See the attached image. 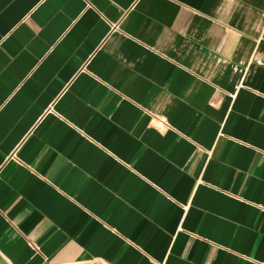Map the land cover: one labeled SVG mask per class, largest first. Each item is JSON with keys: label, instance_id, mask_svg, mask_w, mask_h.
Instances as JSON below:
<instances>
[{"label": "crops", "instance_id": "obj_1", "mask_svg": "<svg viewBox=\"0 0 264 264\" xmlns=\"http://www.w3.org/2000/svg\"><path fill=\"white\" fill-rule=\"evenodd\" d=\"M264 262V0H0V264Z\"/></svg>", "mask_w": 264, "mask_h": 264}, {"label": "built area", "instance_id": "obj_2", "mask_svg": "<svg viewBox=\"0 0 264 264\" xmlns=\"http://www.w3.org/2000/svg\"><path fill=\"white\" fill-rule=\"evenodd\" d=\"M261 264H264V262H262Z\"/></svg>", "mask_w": 264, "mask_h": 264}]
</instances>
